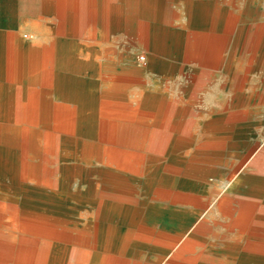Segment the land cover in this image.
<instances>
[{
    "label": "bare ground",
    "instance_id": "bare-ground-1",
    "mask_svg": "<svg viewBox=\"0 0 264 264\" xmlns=\"http://www.w3.org/2000/svg\"><path fill=\"white\" fill-rule=\"evenodd\" d=\"M88 1L73 6L72 39L12 48L7 68L0 73V264H209L213 259L190 237L180 241L182 227L206 205L199 210L168 205L169 196L156 189L157 183L171 180L161 170L164 165L142 167L141 152L161 151L164 133H142L110 120L122 115L117 107L127 84L121 72L104 75L121 56L103 63L108 54L114 58V52L102 57L98 43L88 47L79 39L89 22ZM111 1L116 3L104 0L100 35L105 40L122 34L140 44L148 68L164 71L166 59L200 65L216 61L215 13L209 7L188 2L187 22L180 24L164 17L165 0ZM60 16L65 18L63 12ZM66 31L60 26L55 32ZM34 68L41 71L47 90H19L10 97L2 84L11 79L8 73ZM141 103L167 104L160 89L144 93ZM253 167L264 171V157L258 156ZM138 175L144 178V193L133 198L131 184ZM118 199L128 201L121 206L113 202ZM134 201L139 207H131ZM263 204L230 196L217 202L227 217L225 227L235 233L222 235L228 241L215 253L222 258L217 264H264V243L239 241L249 227L262 223L254 214H264ZM85 207L90 215L79 219ZM121 224L127 228L119 230ZM211 229L206 218L195 230L203 234Z\"/></svg>",
    "mask_w": 264,
    "mask_h": 264
},
{
    "label": "rangeland",
    "instance_id": "rangeland-1",
    "mask_svg": "<svg viewBox=\"0 0 264 264\" xmlns=\"http://www.w3.org/2000/svg\"><path fill=\"white\" fill-rule=\"evenodd\" d=\"M188 2L195 7H209L215 13L213 33L218 50L213 64L166 59L168 65L164 71L148 68L140 44L130 43L122 34H112L103 40L99 20L103 19L104 0H89L86 4L89 22L79 39L88 47L98 43L102 57L106 55L104 52H114V58L110 54L101 58L103 63L121 56L122 63L117 62L116 67L104 72L106 77L121 72L127 84L117 107L122 115L110 120L131 125L142 133H164L167 139L161 151L141 152L145 161L142 167L164 165L161 170L171 180L157 183L156 189L169 196L168 205L188 210H199L201 204L206 205L191 224L182 227L180 241L190 237L213 259L209 264H217L222 258L217 259L215 253L228 241L222 235L232 237L235 234L225 227L227 217L217 209V202L230 196L264 203V171L253 167L264 148V0H165L161 9L166 20L186 24ZM93 24H97L96 30L92 29ZM59 27L58 21L44 26L43 42L37 47L49 45L54 39H72L70 30L57 34L55 31ZM26 45L31 46L23 42L21 48ZM5 65L7 68V63ZM4 84L8 87L14 83L6 81ZM41 89L47 90L44 86ZM156 89L163 92L167 104H142L144 93ZM165 167L169 169L164 171ZM142 179L138 175L131 184L133 198L144 193ZM77 186L75 183L74 188ZM179 198L182 204H176ZM126 201L113 202L124 206ZM136 206L139 207V203L134 201L131 207ZM86 209L79 213V219L90 215ZM254 215L263 221L249 227L240 238L242 240L239 239L240 243H264V214L255 212ZM206 218L212 229L201 234L195 229ZM126 226L119 225V230H125Z\"/></svg>",
    "mask_w": 264,
    "mask_h": 264
},
{
    "label": "crops",
    "instance_id": "crops-1",
    "mask_svg": "<svg viewBox=\"0 0 264 264\" xmlns=\"http://www.w3.org/2000/svg\"><path fill=\"white\" fill-rule=\"evenodd\" d=\"M75 2V0H0V61L3 67L0 73H3L5 64H8L12 48L20 50L23 42H29L33 47L43 42L44 26L53 25L58 21L60 26L66 28L67 33ZM61 12L65 14L64 19L60 16ZM8 74L11 78L9 81L14 84L5 86L7 80L2 84L10 97H15L19 90H29L38 94L42 92V73L37 68L15 69ZM260 155L264 157V148Z\"/></svg>",
    "mask_w": 264,
    "mask_h": 264
}]
</instances>
